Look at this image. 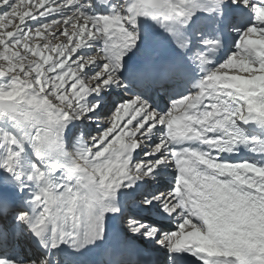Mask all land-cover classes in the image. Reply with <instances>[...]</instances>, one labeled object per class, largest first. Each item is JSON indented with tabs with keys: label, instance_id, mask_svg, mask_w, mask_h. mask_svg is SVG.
<instances>
[{
	"label": "snow or ice",
	"instance_id": "snow-or-ice-1",
	"mask_svg": "<svg viewBox=\"0 0 264 264\" xmlns=\"http://www.w3.org/2000/svg\"><path fill=\"white\" fill-rule=\"evenodd\" d=\"M230 3L253 13L238 30L235 51L210 67L204 41L217 48L220 42L203 39L192 56L203 73L195 91L162 112L129 93V85L150 90L183 68L171 63L158 76L151 62L127 67L125 57L150 44L140 35V18L157 22L187 54L192 40L180 28L198 12L222 14L225 0L195 10L185 0H122L112 14L97 16L85 11L91 0H0V119L23 130L20 139L0 130V169L11 177L0 186V264H85L93 250L100 264H120L102 248L106 218L166 249L165 264H176L181 253L198 264H264V176L246 171L264 166L221 158L240 145L264 154V138L247 137L240 127H264V75L251 74L264 73V48L242 40L264 44V16L257 13L264 0ZM97 40L94 54L78 55ZM234 60L247 77L224 71ZM109 88L123 95L105 114ZM74 121L96 122L100 130L81 132L68 148L65 132ZM25 143L38 161L26 169ZM166 167L177 175L170 188L157 190ZM122 189L139 191L133 206L175 229L130 212L118 200V193L129 195Z\"/></svg>",
	"mask_w": 264,
	"mask_h": 264
},
{
	"label": "bare ground",
	"instance_id": "bare-ground-1",
	"mask_svg": "<svg viewBox=\"0 0 264 264\" xmlns=\"http://www.w3.org/2000/svg\"><path fill=\"white\" fill-rule=\"evenodd\" d=\"M93 1H95V0H91V5L93 4L92 2ZM207 1V0H206ZM85 2H87V0H85ZM227 2H229L230 3V0H225V3H227ZM96 3H97V5L96 6H98L99 7V9L98 10H96L95 11V9L94 8H90V7H87L86 9H85V11L89 14V15H92V14H95V15H100V14H104V13H111L112 14V11H113V6H115L116 8H118V6L122 3V0H118V1H113L111 4H109V6H108V8H106L107 9V11H104V10H102L101 8H100V5H101V0H98V1H96ZM107 3V2H106ZM88 8H90V10L88 9ZM242 10H244V8L242 7L241 8ZM260 10V12H258L257 11V13H259V15L260 16H264V8H260L259 9ZM95 12V13H90V12ZM244 12H245V14H243V16L242 17H240L239 19L240 20H242V18H248L251 14H253L249 9H246V10H244ZM238 19V20H239ZM249 20V19H248ZM251 22V21H250ZM30 23V22H29ZM248 27V26H247ZM237 28V30H240V31H242L243 30V28H241V27H236ZM246 28V27H245ZM244 28V29H245ZM180 31H181V33L183 34V28H180ZM239 32V31H238ZM167 33V32H166ZM168 34V33H167ZM169 35V34H168ZM169 37H170V35H169ZM238 38H239V36L237 37V39H236V41L238 40ZM163 40H164V38H162V35L161 34H159V33H157L156 35H154V36H152V37H150V44L146 47V50L148 51L149 49H151V50H154V51H157L158 53H161L163 56H164V47L167 45V40L165 41V42H163ZM242 40H243V42H244V44L245 45H247V46H250V47H256L258 44H259V46L260 47H262V48H264V44H262V43H260V42H258L256 39H255V41L253 40V39H245L244 37H242ZM256 42H258V44H256ZM93 45V44H92ZM97 46V45H96ZM85 48H82L81 50H80V52L79 53H81L83 50H84ZM231 51L233 52V51H235V48H231V50H230V53H231ZM78 53V54H79ZM136 54H137V51L134 49L133 50V52H131V53H129V55L127 56V57H125V60L127 61V67H129L130 68V64L131 63H133V62H135V60H136ZM229 55V54H228ZM228 55H226V57H225V59H227V57H228ZM146 57V56H145ZM224 59V60H225ZM223 60V61H224ZM169 64H171V63H166L163 67H162V69H164L165 68V66H167V65H169ZM132 68H135V67H132ZM234 69V68H233ZM237 69V68H236ZM224 70H226L225 72L226 73H228L229 75H235V76H239L238 74H236L235 73V71L234 70H231L230 68L229 69H224ZM238 71V70H237ZM240 71V70H239ZM241 75V74H240ZM261 75H264V73L263 74H260V75H256V76H261ZM0 80H2V78H0ZM128 91H129V93H132L133 94V90L132 89H128ZM194 91V90H193ZM118 91H112V90H110L109 91V94H110V96H113V99H117V97H119V95L120 96H122L123 94H119V93H117ZM136 94V93H135ZM135 94H133V95H135ZM108 98H106V99H104V101L105 100H107ZM119 100V99H118ZM111 103V102H110ZM110 104H106V105H104V109L107 111L109 108H111L110 106H109ZM108 107V108H107ZM105 111V113H107ZM160 111H165V110H160ZM80 122H83V121H79V123H78V125H80V126H82L83 125V123L82 124H80ZM90 126V125H89ZM15 127V128H14ZM240 127H241V129H243V126H242V124L240 125ZM14 129H16L15 130V134H16V136H17V138L18 139H20L21 138V136H22V133H23V130L22 129H20L18 126H16L15 124H14V122H12V121H10V120H8L7 118H3V119H0V130H6V131H9V132H13L14 131ZM87 129H89V128H87ZM243 131V130H242ZM89 133H92V131H91V128H90V132ZM253 134H255V133H253ZM261 134H263V131L261 132ZM257 135V137L256 138H260V136H261V138H264V134L263 135H260L259 136V133L258 134H256ZM89 136V135H88ZM254 137V136H253ZM26 144V147H25V152L24 153H28V154H33L34 152H33V150H32V148L27 144V143H25ZM193 147H195V146H197V145H192ZM205 148H206V146H204ZM137 152H139V150H137ZM3 154H4V149L3 148H0V157H3ZM221 158L222 159H224V155H221ZM225 160V159H224ZM228 161H230V162H233V163H235V162H238V161H236V160H228ZM250 163H256V164H258V165H262V166H264V157L262 156V155H259V158L257 159V160H253V161H250ZM43 170V169H42ZM247 172H250V173H252L254 176H264V172H261L260 170H258V169H255V168H252V167H249L247 170H246ZM162 172H163V175L159 178V180H160V182L159 183H157L158 184V187L156 188L157 190H163V188H164V186L166 185V188H170L171 187V181H173L174 180V178H175V176L177 175V173H176V171L172 168V170L169 172V173H166V172H168V171H166V170H164V169H162ZM166 173V174H165ZM5 177H8V178H11L7 173H5L4 172V170L3 169H0V186H2L3 185V181H4V179H5ZM249 179H251V177H249ZM163 180H166V181H163ZM126 190L127 189H122L121 190V193H126ZM120 196H121V198H120ZM122 196H124V195H122V194H119L118 193V200H119V202L122 204V202H123V199H122ZM140 199V193L136 196V200H139ZM129 201H131V203H132V200H127V202H125L126 204L129 202ZM125 203H123V204H125ZM131 203H130V205H131ZM136 215H138V214H136ZM145 219L146 220H148V221H151V222H156V223H158L159 224V226L160 227H162L163 229H166V230H170L172 227L170 226V225H167V223H165L164 221H162V220H158V219H156V220H154V219H151L150 217H145ZM117 222V221H116ZM173 226H175V225H173ZM173 230V229H172ZM139 237H140V239L142 240V238H144L143 236H140L139 235ZM144 241H146V239L144 240ZM102 243H104L105 245H106V240L104 241V242H102ZM156 245V243H154L153 241H151V246H155ZM154 248V247H153ZM155 249V248H154ZM166 252V254L168 253L167 251H165ZM100 254V252L99 251H97V250H93V251H90V252H88V254H87V256H85L84 257V260L86 261V263L87 264H94V263H96V261H97V259L99 258V255ZM187 257L185 254H183V253H181V254H179V258L183 261V258H181V257ZM158 261H160V262H163V261H161V259H162V257H163V255H161V254H156L155 256H154ZM188 257H191V256H188ZM193 258V257H192Z\"/></svg>",
	"mask_w": 264,
	"mask_h": 264
},
{
	"label": "rangeland",
	"instance_id": "rangeland-1",
	"mask_svg": "<svg viewBox=\"0 0 264 264\" xmlns=\"http://www.w3.org/2000/svg\"><path fill=\"white\" fill-rule=\"evenodd\" d=\"M89 10H90V8H88ZM90 13H95V12H90ZM108 14H110V13H104V14H100V15H108ZM259 15V14H258ZM92 16H97V15H95V14H92ZM15 23H18V21H16ZM30 23H35V22H30ZM8 30H14V29H12L11 27L8 29ZM63 39V37H61V40ZM60 41H55L54 43H59ZM91 44H93V47H90V48H85L81 53H79L78 55H85V56H87V55H91V54H94L95 52H96V50L98 49V48H100L101 47V42L100 41H91L90 42ZM97 45V46H96ZM88 49H90V52H88ZM31 58V57H30ZM236 61L237 60H234V63H236ZM0 64H4V62L3 61H0ZM234 68V69H233ZM237 68V69H236ZM231 70H234L235 71V73L236 74H238L239 76H244V77H247L250 73H249V70L247 69V68H244V67H242V66H234V67H232V68H230ZM238 70V71H237ZM240 70V71H239ZM224 71H226V70H224ZM256 71H253V72H251V74L252 75H254V73H255ZM241 74V75H240ZM260 74H263V73H260V72H256V74L255 75H260ZM109 91L110 90H112V91H116L114 88H109L108 89ZM117 93H119V94H122L120 91H118ZM110 95V94H109ZM121 98V96L119 95V97H117V101H118V99H120ZM90 99H91V97H90ZM112 99H113V97H112ZM107 100H105L104 101V105H106V104H112V103H110V102H106ZM108 101H110V99L108 98ZM110 106V105H109ZM110 107H112V106H110ZM108 108V107H107ZM106 111V110H105ZM107 112V111H106ZM87 121H83V122H80V124H82L83 123V125H85V123H86ZM87 123H89L90 124V126L92 125V127H91V131H92V134H94L95 132H97V131H99L100 129H98L97 127H96V122H87ZM90 129V128H89ZM88 135H91V133H89ZM22 161L24 162V158H22ZM26 161H27V165H24L23 163H21L20 164V166L21 167H23V168H28L29 166H30V164H29V162H28V158H26ZM164 170H166V171H171V168L170 167H166V168H163ZM169 173V172H168ZM166 174V173H165ZM163 181H166V180H163ZM166 188V185H165V187H164V189ZM167 225H170L172 228L170 229V230H174L175 229V226H173L174 224H171L168 220H167ZM124 227V226H123ZM164 230H166V229H164ZM176 230H178V229H176ZM135 236H136V234H134ZM159 246V245H158ZM163 249V248H162ZM166 250V249H165ZM167 251V250H166ZM165 258H167L168 259V254L165 256Z\"/></svg>",
	"mask_w": 264,
	"mask_h": 264
}]
</instances>
